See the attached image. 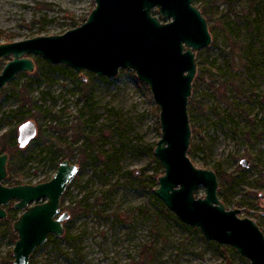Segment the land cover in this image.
Here are the masks:
<instances>
[{
    "label": "rangeland",
    "instance_id": "rangeland-1",
    "mask_svg": "<svg viewBox=\"0 0 264 264\" xmlns=\"http://www.w3.org/2000/svg\"><path fill=\"white\" fill-rule=\"evenodd\" d=\"M195 3L207 10L213 40L196 56L191 98L200 106L189 110V155L196 166L217 172L227 209L239 208L240 217L264 231V0ZM94 7L95 0H0V42L62 34ZM29 56L35 71L0 88V148L9 153L5 145L18 144L19 126L33 119L38 135L14 155V175L23 183L52 178L58 151L81 167L64 193L62 208L71 213L66 237L40 245L30 264H251L232 245L185 223L154 191L165 171L154 153L160 108L134 70L81 74ZM11 58L0 59V72ZM83 146L90 156L82 163ZM205 193L199 186L197 194ZM21 212L0 219V264L13 255L9 228Z\"/></svg>",
    "mask_w": 264,
    "mask_h": 264
},
{
    "label": "water",
    "instance_id": "water-1",
    "mask_svg": "<svg viewBox=\"0 0 264 264\" xmlns=\"http://www.w3.org/2000/svg\"><path fill=\"white\" fill-rule=\"evenodd\" d=\"M212 40L208 19L195 0H95L86 21L62 34L0 42V59L12 55L0 72V88L22 71H35L37 64L29 53L49 63L70 65L81 74L87 69L116 77L121 68L134 70L160 108L161 137L154 153L165 171L154 191L185 223L200 227L206 238L232 245L251 264H264L260 225L253 218L240 217L239 208L227 209L219 197L217 172L196 166L189 155L196 56ZM38 131L35 120L23 122L19 147H27ZM9 159L10 154L0 148V219L8 217L11 202L22 211L12 223L18 235L12 264H30L34 250L50 235L65 233L71 213L63 210L62 198L81 167L66 158L49 180L10 185L4 182ZM201 185L206 188L204 196L197 194Z\"/></svg>",
    "mask_w": 264,
    "mask_h": 264
},
{
    "label": "trees",
    "instance_id": "trees-1",
    "mask_svg": "<svg viewBox=\"0 0 264 264\" xmlns=\"http://www.w3.org/2000/svg\"><path fill=\"white\" fill-rule=\"evenodd\" d=\"M204 13H207V10H203ZM155 13H157V11H155ZM250 22H252V20H250ZM201 79V76L198 77V80ZM213 85V84H212ZM194 87V85H193ZM200 105L197 104V99L195 97L193 98H190V102H189V110H193V109H196L197 107H199ZM190 112V111H189ZM85 129V127H84ZM12 138H15V132L12 133ZM34 141V140H33ZM32 141V142H33ZM31 142V143H32ZM30 143V144H31ZM29 144V145H30ZM28 145V146H29ZM28 146L25 147V148H20L19 147V144H14V145H10V146H6L5 145V149L9 147V153L11 155V158L9 159V164H8V169L10 170L8 172V175L6 176V178L4 179V182L6 184H10V185H13V184H20V183H23V180L21 179V177H17L14 175V166L12 165V163L14 162V155L17 153V152H20V151H26L28 149ZM154 148H155V145H154ZM2 151H4V149H2ZM189 152L193 153V149H189ZM82 153H83V156H82V163L86 160V158H88L90 156V153L87 152V146H83L82 147ZM55 160H54V163L56 164L57 168L59 166V164L66 158H69L70 157V154L68 152H65V151H58L55 153ZM70 159V158H69ZM150 178H153L154 181L155 180V177L154 175H152ZM51 178H47V180H49ZM158 179V177H157ZM46 181V180H45ZM63 199H64V195H63V198H62V204H63ZM13 203V202H11ZM7 209L9 211V215L7 218H15L16 217V214H17V210L16 208H14L13 204L12 205H8L7 206ZM66 228V227H65ZM9 231L12 233L13 237H14V241L16 242V239L18 237L17 235V232L14 231L12 228H9ZM64 236L66 237V235L64 234ZM55 237V235H50L49 240H53ZM14 260V256L11 255L10 258L6 259L5 262L3 264H12Z\"/></svg>",
    "mask_w": 264,
    "mask_h": 264
}]
</instances>
